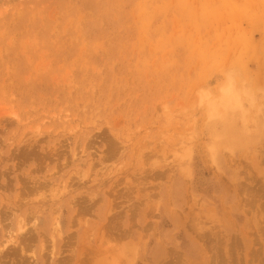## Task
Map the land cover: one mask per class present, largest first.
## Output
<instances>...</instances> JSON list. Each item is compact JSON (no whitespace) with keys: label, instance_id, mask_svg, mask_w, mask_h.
Returning a JSON list of instances; mask_svg holds the SVG:
<instances>
[{"label":"rangeland","instance_id":"374dc122","mask_svg":"<svg viewBox=\"0 0 264 264\" xmlns=\"http://www.w3.org/2000/svg\"><path fill=\"white\" fill-rule=\"evenodd\" d=\"M0 264H264V0H0Z\"/></svg>","mask_w":264,"mask_h":264},{"label":"bare ground","instance_id":"6f19581e","mask_svg":"<svg viewBox=\"0 0 264 264\" xmlns=\"http://www.w3.org/2000/svg\"><path fill=\"white\" fill-rule=\"evenodd\" d=\"M19 231L20 232H24V228L23 227H21V225L19 226ZM11 238V237H10ZM11 241H8V242H6L5 244H4V246L2 247V249H5L7 246H8V244L10 243ZM17 245V244H16ZM1 249V250H2Z\"/></svg>","mask_w":264,"mask_h":264}]
</instances>
